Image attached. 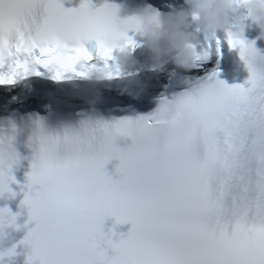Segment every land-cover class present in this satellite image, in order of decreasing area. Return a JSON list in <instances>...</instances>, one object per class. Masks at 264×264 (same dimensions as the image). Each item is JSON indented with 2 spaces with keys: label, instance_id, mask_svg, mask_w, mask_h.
Returning <instances> with one entry per match:
<instances>
[{
  "label": "snow or ice",
  "instance_id": "1",
  "mask_svg": "<svg viewBox=\"0 0 264 264\" xmlns=\"http://www.w3.org/2000/svg\"><path fill=\"white\" fill-rule=\"evenodd\" d=\"M27 21L49 35L29 43L21 26ZM140 22L129 17L119 23L135 30ZM6 29L14 37L6 36ZM121 35L131 46L111 5L92 11L82 0L65 10L58 0H0V85L42 76L39 68L57 82L66 73L83 77L77 65L86 67L91 59L83 42L95 39L97 56L107 64L111 49L105 41ZM227 43L239 49L246 86L226 85L212 73L162 98L149 116L81 121L91 152L76 132L51 134L39 120L34 123L30 139L37 148L21 201L34 222L22 241L30 248L26 264H111L96 248L111 243L113 228L102 230L109 217L113 227L130 225L116 239L117 264H264V57L231 32ZM14 131L0 135V194L12 181ZM117 138L130 143L117 147ZM82 160L91 161L88 172L71 175ZM109 160L118 161L112 175L104 167ZM89 183L103 205L94 230L77 237L69 218L77 211L76 192ZM6 225L15 226L4 207L0 227ZM82 244L86 255L79 256Z\"/></svg>",
  "mask_w": 264,
  "mask_h": 264
},
{
  "label": "clouds",
  "instance_id": "2",
  "mask_svg": "<svg viewBox=\"0 0 264 264\" xmlns=\"http://www.w3.org/2000/svg\"><path fill=\"white\" fill-rule=\"evenodd\" d=\"M249 18L258 30L256 39L264 41V5L258 0H243L239 4L235 3V0H194L193 10L179 7L163 20L144 19L135 30L150 56L151 68L163 70L170 61L177 69L189 71L193 66L194 58L198 55L196 52L198 41L194 30L212 35L217 30L230 28L234 37L241 38L245 28L244 21ZM116 21L119 31L125 34L129 30L127 26L119 23L122 20L116 19ZM21 26L29 43H39L49 35L41 31L32 21L23 22ZM5 35L14 37V32L6 29ZM105 44L111 49V64H106L99 57L100 62L97 64H88L86 67L83 63L78 64L79 70L84 73L81 78L92 85L103 84L117 76H132L136 71L135 61L130 58L129 46L122 35L106 40ZM113 50L116 52L115 56L112 55ZM206 53L208 54V49L204 47L201 48L199 55L203 56ZM110 74L118 75L110 77ZM68 129L80 135L82 141L88 146L89 152L93 150L87 129L81 128L80 124L76 128ZM114 143L119 147L116 141ZM90 167V160H82L71 169V175L83 176ZM75 198L77 211L69 218V223L73 234L81 237L94 230L95 220L103 205V198L97 194L91 183L80 188ZM96 248L102 256L108 258L111 264H117L120 257L117 240L111 239V243L108 244L97 243ZM8 253V247L0 246V258H7ZM76 254L86 255V245H79L76 248Z\"/></svg>",
  "mask_w": 264,
  "mask_h": 264
}]
</instances>
